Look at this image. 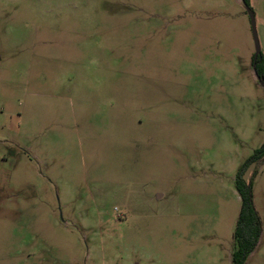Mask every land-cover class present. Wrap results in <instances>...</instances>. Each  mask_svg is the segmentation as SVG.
Wrapping results in <instances>:
<instances>
[{
	"label": "rangeland",
	"instance_id": "obj_1",
	"mask_svg": "<svg viewBox=\"0 0 264 264\" xmlns=\"http://www.w3.org/2000/svg\"><path fill=\"white\" fill-rule=\"evenodd\" d=\"M254 52L241 0H0V264H232Z\"/></svg>",
	"mask_w": 264,
	"mask_h": 264
},
{
	"label": "trees",
	"instance_id": "obj_2",
	"mask_svg": "<svg viewBox=\"0 0 264 264\" xmlns=\"http://www.w3.org/2000/svg\"><path fill=\"white\" fill-rule=\"evenodd\" d=\"M249 1L250 0H241L245 7L250 8ZM258 63L264 65V61L261 57L256 60L255 75L260 79H264V68H257ZM262 158H264V142L242 163L235 174L234 187L240 198V209L233 233L235 247L231 255L232 264L244 263L248 254L255 246L259 236L260 221L254 209L250 182H247L244 176L251 165Z\"/></svg>",
	"mask_w": 264,
	"mask_h": 264
},
{
	"label": "water",
	"instance_id": "obj_3",
	"mask_svg": "<svg viewBox=\"0 0 264 264\" xmlns=\"http://www.w3.org/2000/svg\"><path fill=\"white\" fill-rule=\"evenodd\" d=\"M248 16H249V20H250V25H251V30H252V36H253V41H254V48H255V52H254V56H253V64H252V68L253 70H255V64H256V60L260 59V47H259V43H258V38H257V33H256V28H255V19H254V14L253 12L248 8L245 7ZM257 80L259 82V84L261 85V87L264 90V79H260L259 77H257Z\"/></svg>",
	"mask_w": 264,
	"mask_h": 264
},
{
	"label": "crops",
	"instance_id": "obj_4",
	"mask_svg": "<svg viewBox=\"0 0 264 264\" xmlns=\"http://www.w3.org/2000/svg\"><path fill=\"white\" fill-rule=\"evenodd\" d=\"M261 15H262V13H261Z\"/></svg>",
	"mask_w": 264,
	"mask_h": 264
}]
</instances>
